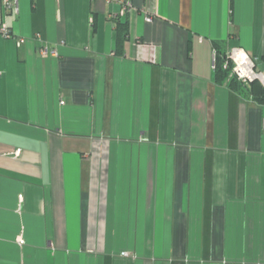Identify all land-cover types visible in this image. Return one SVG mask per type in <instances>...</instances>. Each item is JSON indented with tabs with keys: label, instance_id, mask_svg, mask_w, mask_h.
Listing matches in <instances>:
<instances>
[{
	"label": "crops",
	"instance_id": "obj_1",
	"mask_svg": "<svg viewBox=\"0 0 264 264\" xmlns=\"http://www.w3.org/2000/svg\"><path fill=\"white\" fill-rule=\"evenodd\" d=\"M17 1L0 264H264V104L212 67L216 43L264 71V0Z\"/></svg>",
	"mask_w": 264,
	"mask_h": 264
},
{
	"label": "built area",
	"instance_id": "obj_2",
	"mask_svg": "<svg viewBox=\"0 0 264 264\" xmlns=\"http://www.w3.org/2000/svg\"><path fill=\"white\" fill-rule=\"evenodd\" d=\"M105 2L107 4L120 5V10L118 14L112 16L113 19L124 18L126 15L132 13L134 10V6L131 0H105ZM0 5L5 14L18 13L17 0H0ZM145 20L146 22H151L152 18L148 17ZM0 35L6 39L12 37L9 28L5 23L0 24ZM20 42L22 41L20 40ZM39 55L43 59L57 58L58 51L56 48H48L47 46H43L39 49ZM216 58L217 54L214 50L212 56L213 69H215ZM222 69L228 72V79L234 78L240 85L243 86V88L253 82H258L264 87V71H257L256 58L249 55L242 48H231L225 53ZM16 152H18V150ZM16 242H18L19 244L24 243V241L20 240L19 238Z\"/></svg>",
	"mask_w": 264,
	"mask_h": 264
},
{
	"label": "trees",
	"instance_id": "obj_3",
	"mask_svg": "<svg viewBox=\"0 0 264 264\" xmlns=\"http://www.w3.org/2000/svg\"><path fill=\"white\" fill-rule=\"evenodd\" d=\"M116 30H117V36H118V43H119V45H122L128 38V22L127 21H123V22L118 21L116 23ZM214 49H215V52L217 54V58L215 61V69H214L215 80L218 83H222V82L226 81V79H228V76H229L228 72L222 69V64L224 62L225 53L220 51L219 44L215 43ZM228 80H229L228 86L230 89L240 90L243 88V86L240 85L234 78L228 79ZM255 88H257L259 91L255 92L254 91ZM243 89H246V90L252 92L254 94V100L256 102H258L260 104H264V89L259 87L257 82H253Z\"/></svg>",
	"mask_w": 264,
	"mask_h": 264
}]
</instances>
